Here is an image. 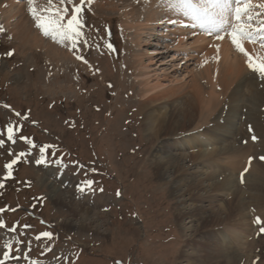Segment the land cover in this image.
<instances>
[{
	"label": "rangeland",
	"instance_id": "rangeland-1",
	"mask_svg": "<svg viewBox=\"0 0 264 264\" xmlns=\"http://www.w3.org/2000/svg\"><path fill=\"white\" fill-rule=\"evenodd\" d=\"M107 1L117 6L116 12L85 3L83 36L75 48L68 41L43 38L29 14L28 23L45 44L69 52L62 61L23 45L0 18V223L5 225L0 228V259L11 255L5 264H177L189 236L201 241L205 220L182 233L176 210L183 198L173 199L172 186L163 185L149 163L158 141L143 126L134 57L165 48L150 37L143 41L150 42L147 47L138 48L124 29L122 14L137 3L131 17L141 19L147 0L99 3ZM9 125L12 141L7 138ZM13 160L9 176L5 166ZM167 176L171 183L174 174ZM42 177L73 202H84V194L100 197L89 202L100 234L95 235L96 229L81 233L75 224L81 216L67 203L57 204L51 189L40 183ZM85 181H93L90 189ZM81 188L87 192L82 194ZM70 217L73 221H66ZM259 219L253 222L252 257L245 264H264V233L258 234L264 218ZM209 222V228L214 226ZM44 232L52 238L43 237Z\"/></svg>",
	"mask_w": 264,
	"mask_h": 264
},
{
	"label": "bare ground",
	"instance_id": "bare-ground-1",
	"mask_svg": "<svg viewBox=\"0 0 264 264\" xmlns=\"http://www.w3.org/2000/svg\"><path fill=\"white\" fill-rule=\"evenodd\" d=\"M55 2L59 5V0ZM252 2L258 5L264 0ZM91 4L102 11L117 9L109 1L94 0ZM136 4L122 12L123 26L130 32L132 42L138 48H143L142 44L147 47L150 42L143 41L150 37L165 48L163 52L145 51L146 54L134 57L143 126L158 141L149 163L163 185L172 186L173 199L183 198L176 210L182 233L193 231L199 220L206 222L199 235L201 241L189 236L177 264H245L244 259L252 257L253 222L257 217L264 218V79L248 67L247 57L236 50L230 37L218 41L201 35V26L195 27L181 0H147L141 19L131 17ZM45 5L46 0H37V7ZM28 6L27 0H0L4 27L23 45L51 52L60 61L69 58V52L45 44L33 30L27 21ZM253 11L264 13L259 8ZM256 18L264 20V15ZM68 46L72 47L71 41ZM244 46L253 57L264 56L259 43L246 42ZM191 61L194 62L190 68ZM202 82L209 90H204ZM188 158L192 159L190 163L185 160ZM172 173L171 184L167 175ZM39 181L51 189L57 204L67 203L72 213L81 216L80 222L75 223L81 233L96 229L95 235L100 234V227L93 226L98 220L91 216L89 203L93 198L100 201V197L87 196L84 190V202H73L48 178ZM246 182L249 188L243 189ZM71 218L66 221H73ZM209 221L214 224L211 228ZM8 255L0 259V264L6 263L11 256Z\"/></svg>",
	"mask_w": 264,
	"mask_h": 264
},
{
	"label": "snow or ice",
	"instance_id": "snow-or-ice-1",
	"mask_svg": "<svg viewBox=\"0 0 264 264\" xmlns=\"http://www.w3.org/2000/svg\"><path fill=\"white\" fill-rule=\"evenodd\" d=\"M93 2L94 0H80V4L77 5L74 0H59L58 5L55 0H46L44 7H37V0H27L30 5L29 12L42 34L60 43L71 41L73 48L76 47L78 38L83 34L84 25L81 13L84 10V5ZM181 2L195 14L196 19L212 25L205 29L208 35H214L218 41H223L226 36L230 37L236 50L247 57L248 67L253 72H258L264 79V56L253 57L244 46L246 42L259 43L260 47L264 48V20L256 19L257 16L264 15V13H254L253 11L254 8L264 9V3L254 5L252 0H200V4L197 6L193 4V0H181ZM170 22L175 23V21ZM0 31H3L2 26H0ZM107 46L112 48L111 44ZM216 50L219 52V45L216 46ZM12 54L14 53H9V55ZM77 59L83 60V57L78 56ZM84 62L87 63V61ZM17 115L20 114L17 113ZM7 133L8 140L12 141L14 129L11 125L8 126ZM252 139L255 140L256 137L253 136ZM3 145L4 140L0 139V147ZM20 155L23 156L25 153ZM14 163H16L15 160L5 166L9 169V176ZM92 184L93 181H85V188L90 189ZM85 188H81V191H84ZM256 219L258 223L261 222L259 217ZM3 227L5 225L0 223V228ZM261 231H264V228ZM42 236L52 238V234L49 232H44ZM7 246L11 247L10 244Z\"/></svg>",
	"mask_w": 264,
	"mask_h": 264
}]
</instances>
